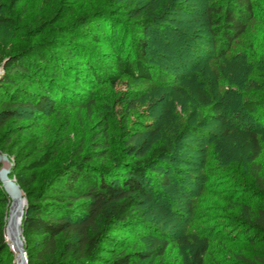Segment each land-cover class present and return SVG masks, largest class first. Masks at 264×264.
I'll return each instance as SVG.
<instances>
[{
  "label": "trees",
  "instance_id": "16d2710c",
  "mask_svg": "<svg viewBox=\"0 0 264 264\" xmlns=\"http://www.w3.org/2000/svg\"><path fill=\"white\" fill-rule=\"evenodd\" d=\"M77 1L82 0L60 3ZM116 1L111 2L114 9L109 11L99 9L75 18L67 15L59 25L38 32L41 38L18 51L7 53L0 47L1 141L10 123L26 117L46 116L61 106L89 109L96 87L115 85L124 76L137 81L172 78L169 72L160 71L170 62L162 61L161 65L152 61L149 34L158 26L153 3ZM221 1V5L208 4L206 17L212 36L207 43L214 45L220 34L219 53L223 55L231 42L244 34L254 17L255 5L252 0ZM4 2L10 8L16 5L15 0ZM116 15L122 21L115 20ZM1 25L13 28L16 23L0 15ZM205 42L204 38L199 42L188 40L179 57L183 53L199 58L205 51ZM179 64V70L187 68L186 58ZM126 98L121 93L115 101L129 111L138 100ZM242 108L248 114L260 110L259 119L264 121L261 102L245 101ZM109 128L110 120L104 115L91 129L86 147L81 143L44 176L30 173L25 177L15 172L18 166L14 168L25 203L19 230L27 264H139L156 258L172 264L166 243L154 241L149 252L131 250L122 247L124 236L117 233L150 232L147 203L161 195L159 188L170 187L172 178L176 179L169 163L176 161L178 152L170 144L144 148L139 142L141 133L133 129L126 131L125 141L114 150ZM248 139V192L252 198L231 201L227 220L232 236L240 233L237 263L264 264V168L256 163L261 155L260 136L254 129ZM55 155L48 147L33 151L18 171L48 167ZM0 196L5 208L7 201L1 188ZM4 208L0 207V264H12L14 254L5 237ZM205 253L202 247L195 250L189 264H203Z\"/></svg>",
  "mask_w": 264,
  "mask_h": 264
},
{
  "label": "rangeland",
  "instance_id": "374dc122",
  "mask_svg": "<svg viewBox=\"0 0 264 264\" xmlns=\"http://www.w3.org/2000/svg\"><path fill=\"white\" fill-rule=\"evenodd\" d=\"M113 1L82 0L63 5L60 0H15L16 5L10 8L0 0V15L16 23L13 28L0 26V47L7 53L18 51L41 38L38 32L59 25L67 15L75 18L99 9L109 11L114 9ZM128 1L153 3L158 26L149 34L152 61L161 65L170 62L160 71L169 72L172 78L137 81L124 76L115 85L96 87L89 109L61 106L52 114L10 123L5 139L0 140L1 150L6 152L0 150V154L8 157L11 174L18 166L15 172L25 177L30 173L44 176L81 143L86 147L91 129L104 115L110 120L109 135L114 150L120 148L130 129L141 133L139 142L144 148L170 144L178 152L176 161L169 163L176 179L172 178L170 187L159 188L161 195L147 203L150 232L117 233L124 236L122 247L149 252L154 241L159 240L167 244L172 264H189L200 247L206 249L203 264H239L240 233L232 236L227 218L231 201L252 198L247 170H251L248 137L254 129L260 136L261 147L256 163L264 168V121L259 119L260 110L248 114L242 108L245 101H258L264 106V0H252L254 17L247 23L244 34L234 39L223 55L219 53L220 34L214 45L207 43L212 36L206 17L208 4L221 5V0H117L116 3ZM115 18L122 21L118 15ZM202 38L206 41L205 51L199 58L183 53L179 57L188 40L199 42ZM185 58L187 68L179 70L178 67L182 68L179 63H185ZM121 93L138 100L134 108L127 111L119 100L115 101ZM46 147L56 153L48 167L34 172L18 171L30 153ZM15 176L9 178L17 185ZM0 188L7 201L5 208L0 204L6 220L11 199L1 182ZM19 190L17 195L23 199L20 187ZM7 235L8 231L5 237L9 245ZM13 254L11 260L15 264ZM139 264L165 262L156 258Z\"/></svg>",
  "mask_w": 264,
  "mask_h": 264
},
{
  "label": "water",
  "instance_id": "95a60500",
  "mask_svg": "<svg viewBox=\"0 0 264 264\" xmlns=\"http://www.w3.org/2000/svg\"><path fill=\"white\" fill-rule=\"evenodd\" d=\"M10 166V162L9 159L6 155H1L0 154V182L2 183V187L4 188V184L7 182V184L13 188H15L16 190L19 191V187H17V185L9 178V173L10 171L8 170ZM6 167V169H5ZM5 189V188H4ZM5 192L7 194H9L7 192V190H5ZM21 203L23 204L19 213V224L21 225V217L23 214V208H24V198H21ZM13 209V204L10 203L9 208H8V214H7V221H6V225H5V233L7 231L8 228V223H9V219H10V215H11V211ZM18 236L20 237V247L18 250H15V254L17 256V262H15V264H27V257H26V253H24L23 251V244H22V236H21V230H19ZM11 251H14L13 247L11 246Z\"/></svg>",
  "mask_w": 264,
  "mask_h": 264
},
{
  "label": "bare ground",
  "instance_id": "6f19581e",
  "mask_svg": "<svg viewBox=\"0 0 264 264\" xmlns=\"http://www.w3.org/2000/svg\"><path fill=\"white\" fill-rule=\"evenodd\" d=\"M6 169V167H5ZM4 188H6L7 192L10 195V199H11V204H13V209L11 211V217L9 219V223H8V242L10 247L12 246L14 249L13 253L15 252V250H18L20 247V237L18 236L19 233V213L22 207V203H21V199L20 197L17 195L18 190H16L15 188L9 186L7 184V182L4 184ZM20 194V193H19ZM17 262V256H16V261Z\"/></svg>",
  "mask_w": 264,
  "mask_h": 264
}]
</instances>
